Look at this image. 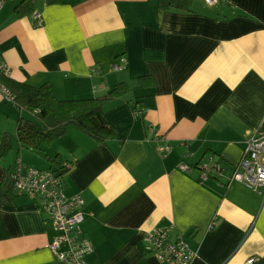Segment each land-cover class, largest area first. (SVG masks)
I'll list each match as a JSON object with an SVG mask.
<instances>
[{
  "label": "crops",
  "instance_id": "obj_1",
  "mask_svg": "<svg viewBox=\"0 0 264 264\" xmlns=\"http://www.w3.org/2000/svg\"><path fill=\"white\" fill-rule=\"evenodd\" d=\"M5 1L0 60L12 80L50 83L60 99L129 88L106 105L116 137L99 142L71 126L32 158L17 135L25 110L0 92V150L8 139L37 169L54 167L46 156L68 165V195L83 197L95 248L86 264H163L146 244L163 228L190 242L192 264H264V195L230 181L246 141L264 131V0H196L193 12L158 0H36L22 17L21 0ZM120 56L127 67L111 72ZM144 76L155 86L142 88ZM12 151L0 156V186ZM211 158L217 170L201 181ZM54 235L38 202L0 196V264H59Z\"/></svg>",
  "mask_w": 264,
  "mask_h": 264
},
{
  "label": "built area",
  "instance_id": "obj_2",
  "mask_svg": "<svg viewBox=\"0 0 264 264\" xmlns=\"http://www.w3.org/2000/svg\"><path fill=\"white\" fill-rule=\"evenodd\" d=\"M205 1L212 6L219 0ZM5 2V0L0 1V11ZM34 17L41 25L40 15L35 14ZM126 67L127 58L120 56L119 62H113L110 69L112 72H119ZM10 75L11 67L0 60V92L8 102H14L12 91L2 81L4 77ZM167 150L171 148L167 147ZM180 169L185 173L192 171V167L185 161L180 164ZM200 169L202 170L200 180L204 181L210 172L217 170V167L211 158L202 164ZM12 175L15 193L38 202L41 211L52 222L55 235L49 248L57 257L59 264H86V257L93 253L95 248L82 231L85 202L81 195H68L66 174L53 169L30 167L20 158ZM230 181L264 195V131L257 132L246 141L243 157ZM210 228L213 229L214 224ZM169 235V230L166 228L153 230L146 236L147 249L152 251L163 264H192L197 257V251L191 247L190 242L183 237L169 241ZM254 262L255 258H251L246 264Z\"/></svg>",
  "mask_w": 264,
  "mask_h": 264
},
{
  "label": "trees",
  "instance_id": "obj_3",
  "mask_svg": "<svg viewBox=\"0 0 264 264\" xmlns=\"http://www.w3.org/2000/svg\"><path fill=\"white\" fill-rule=\"evenodd\" d=\"M56 1V0H54ZM196 0H158V5L163 10H183L193 12ZM36 0H21L15 6L18 17L35 13ZM36 26L37 19L33 16ZM12 91L14 103L28 110L36 118L25 120L21 118L17 130L20 146L33 151H45L46 148L59 137L65 135L68 128L75 126L91 138L104 142L116 137L115 127L105 118L106 105L114 100L126 98L129 88L126 83H119L107 93L84 99H60L50 83L33 86L26 82L12 80L4 77L2 80ZM142 88L155 86L151 76L140 78ZM13 103V102H12ZM140 115L143 111L136 110ZM13 146L7 139L4 141L0 156L8 155ZM53 164V170L67 172L68 166L58 157L46 156ZM14 191L12 172L7 171L0 186V196L3 199L17 197Z\"/></svg>",
  "mask_w": 264,
  "mask_h": 264
},
{
  "label": "rangeland",
  "instance_id": "obj_4",
  "mask_svg": "<svg viewBox=\"0 0 264 264\" xmlns=\"http://www.w3.org/2000/svg\"><path fill=\"white\" fill-rule=\"evenodd\" d=\"M7 2H12V0H7ZM8 3V4H9ZM9 5H12L11 3L9 4ZM9 5H8V7H9ZM7 10V9H6ZM14 10H15V8H14ZM15 13H16V11H15ZM17 14V13H16ZM111 66V65H110ZM111 70V69H110ZM112 72V71H111ZM119 72H121V71H119ZM23 118L25 119V120H33V121H35L36 120V118L34 117V115L33 114H31L27 109L24 111V116H23ZM13 149V151L10 153V155H11V160H12V163L15 165V164H17V162H18V160L21 158V156H22V160H24V163L26 164V165H28V166H30V167H34V168H36L35 167V165H34V163L29 159V157L30 158H32V157H35V156H33V154L34 155H38V153L39 152H37V151H34V152H32V150H30V149H27L26 148V150H28L29 152H30V154H29V157H26L25 155H21V151H19V149H18V146H17V148L16 147H14V148H12ZM21 149V148H20Z\"/></svg>",
  "mask_w": 264,
  "mask_h": 264
}]
</instances>
